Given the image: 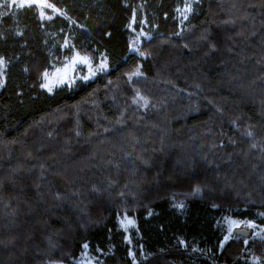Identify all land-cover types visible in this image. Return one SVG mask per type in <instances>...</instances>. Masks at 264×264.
I'll list each match as a JSON object with an SVG mask.
<instances>
[{
  "label": "trees",
  "instance_id": "1",
  "mask_svg": "<svg viewBox=\"0 0 264 264\" xmlns=\"http://www.w3.org/2000/svg\"><path fill=\"white\" fill-rule=\"evenodd\" d=\"M45 1L0 0V264H264L221 244L264 226V0Z\"/></svg>",
  "mask_w": 264,
  "mask_h": 264
},
{
  "label": "rangeland",
  "instance_id": "2",
  "mask_svg": "<svg viewBox=\"0 0 264 264\" xmlns=\"http://www.w3.org/2000/svg\"><path fill=\"white\" fill-rule=\"evenodd\" d=\"M16 6L21 5H34L38 11L39 16L42 19L51 18L59 14L58 10L53 8L45 0H11ZM86 61V62H85ZM106 69L105 62L99 60L97 63L92 61L76 52L73 51L71 56L63 59L62 63L58 66H53L50 70L44 72L41 77V87L50 92L53 88L63 84H72L76 80H90L98 72ZM47 73V77H45ZM46 85V86H45ZM120 227L127 231L129 227L133 225L131 218L127 216H121L118 219ZM225 223V235L222 239L221 244L230 239V237L238 230H245L248 232L250 237L264 238V226H258L251 221H243L237 219H226ZM78 264H92L91 258L86 253V247L77 259Z\"/></svg>",
  "mask_w": 264,
  "mask_h": 264
},
{
  "label": "water",
  "instance_id": "3",
  "mask_svg": "<svg viewBox=\"0 0 264 264\" xmlns=\"http://www.w3.org/2000/svg\"><path fill=\"white\" fill-rule=\"evenodd\" d=\"M234 234L235 235H241V236H247L248 235V232L245 231V230H238V231H235Z\"/></svg>",
  "mask_w": 264,
  "mask_h": 264
},
{
  "label": "snow or ice",
  "instance_id": "4",
  "mask_svg": "<svg viewBox=\"0 0 264 264\" xmlns=\"http://www.w3.org/2000/svg\"><path fill=\"white\" fill-rule=\"evenodd\" d=\"M86 62V61H85ZM45 77H47V73H45ZM46 86V85H45Z\"/></svg>",
  "mask_w": 264,
  "mask_h": 264
}]
</instances>
